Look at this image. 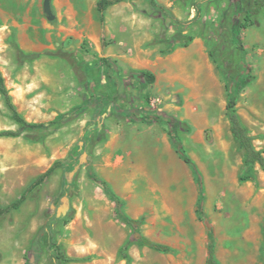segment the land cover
<instances>
[{
  "label": "rangeland",
  "instance_id": "374dc122",
  "mask_svg": "<svg viewBox=\"0 0 264 264\" xmlns=\"http://www.w3.org/2000/svg\"><path fill=\"white\" fill-rule=\"evenodd\" d=\"M0 0V72L17 111L40 129L11 119L0 95V206L18 199L62 161L23 205L0 219V264H25L49 217L67 264H205L209 232L218 264H263L264 173H245L243 151L225 117V75L250 78L236 97L241 121L264 150V8L254 0ZM249 16L248 20L246 17ZM245 24V25H243ZM191 36L184 46L177 39ZM154 76L142 82L138 72ZM55 122L54 124H50ZM193 162L203 190L168 132ZM105 181L141 233L168 246L133 244ZM208 223V226L206 223ZM37 264H56L49 235Z\"/></svg>",
  "mask_w": 264,
  "mask_h": 264
},
{
  "label": "trees",
  "instance_id": "16d2710c",
  "mask_svg": "<svg viewBox=\"0 0 264 264\" xmlns=\"http://www.w3.org/2000/svg\"><path fill=\"white\" fill-rule=\"evenodd\" d=\"M125 1H136V0H97L96 2V11L99 15L100 22H104V17L107 9L111 6H114L116 4H119L121 2ZM147 1L152 7L159 9L160 11H164L161 6L157 4L155 0H145ZM254 5L256 8H264V0H254ZM249 16L246 17L248 20ZM245 25V24H243ZM192 40L191 36H181L177 39L179 43H182L184 46H186L190 41ZM236 47L240 53V65L241 70L235 74H227L225 75L224 81V87L227 94V102L225 106V117L229 123L230 127V133L234 140L237 142L239 148L243 151V164L245 167V173L240 177L241 181H247L252 180L254 178V170L255 167L258 166L262 172L264 173V150H259L255 147L253 144V138L250 136L247 128L241 121V118L237 112L236 108V97L238 92L243 88V83L246 81V79L250 78V67L248 63L246 62V54L245 50L240 42L239 37H236ZM139 79L147 84H152L154 81V76L146 71H140L138 72ZM0 95L3 98L5 106L8 108L11 114V119L20 127L21 130L23 129H40L46 127L43 123H29L27 122L22 115L17 111L15 105L12 102V97L9 94L8 89L5 85V80L0 72ZM55 122H51L50 124H54ZM20 132H13L10 130H3L0 131V138L1 137H16L19 135ZM171 143L173 147L175 148L176 153L180 156V158L189 165L194 174L196 179L198 180L200 189H199V198L197 200V209L196 213L200 219L202 218V206H203V190L201 187V182L199 179L198 172L193 164V162L190 160L189 157H187L184 153L183 147L181 143L173 137L172 133L168 132ZM62 161H55L45 172L40 174L38 177L35 178V180L24 190V192L20 195V197L10 204L6 206H0V219L3 218L8 213L18 210L23 203L28 198L29 194L34 191L36 188L41 186L47 178H49L57 169H60L63 167ZM93 180L97 183H99L107 192L109 197L114 201L117 208V217L121 219L125 224L129 226L131 229V233L128 236L125 244L124 249L129 248L133 244H138L141 246H146L150 249H153L158 252L167 253L170 251V248L165 245H161L158 243H155L151 240H149L147 237H145L141 231L140 227L143 222V218H139L137 220L131 219L128 216L125 215L123 212V203L122 201L111 192L109 189L107 183L100 178L93 176ZM208 226V223L205 222ZM51 230H52V224L47 216V219L44 223V225L38 230L35 238L32 240L30 248L28 250V253L25 257V264H37L39 262V259L42 254V246H41V239L47 235L51 238V245L54 248L55 251V259L56 264H67L70 261V258H68L63 249L61 244L56 242L52 236H51ZM209 234V241H208V247H207V257L205 264H218L215 258L214 253V244L212 241V238ZM264 264V261H263Z\"/></svg>",
  "mask_w": 264,
  "mask_h": 264
},
{
  "label": "water",
  "instance_id": "95a60500",
  "mask_svg": "<svg viewBox=\"0 0 264 264\" xmlns=\"http://www.w3.org/2000/svg\"><path fill=\"white\" fill-rule=\"evenodd\" d=\"M44 12L47 14L49 20L53 19V14H52V11H51L50 0H45V2H44Z\"/></svg>",
  "mask_w": 264,
  "mask_h": 264
}]
</instances>
